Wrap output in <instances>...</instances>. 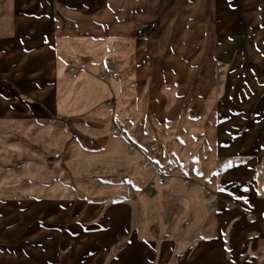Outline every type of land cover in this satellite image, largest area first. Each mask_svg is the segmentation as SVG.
Masks as SVG:
<instances>
[{
    "label": "crops",
    "instance_id": "0c3cea01",
    "mask_svg": "<svg viewBox=\"0 0 264 264\" xmlns=\"http://www.w3.org/2000/svg\"><path fill=\"white\" fill-rule=\"evenodd\" d=\"M175 2L195 98L160 46ZM260 56L264 0H0V238L39 264H264Z\"/></svg>",
    "mask_w": 264,
    "mask_h": 264
},
{
    "label": "rangeland",
    "instance_id": "374dc122",
    "mask_svg": "<svg viewBox=\"0 0 264 264\" xmlns=\"http://www.w3.org/2000/svg\"><path fill=\"white\" fill-rule=\"evenodd\" d=\"M182 6L183 5H180V3L175 2L174 7L170 10L169 16H172V18L175 21L173 24H171L169 26L170 28L165 32V35L163 36V40H162V43L160 46L174 50L173 52H175L176 54L173 55V57L170 60H168V62L166 64H170V65L167 67L171 68V70H173V71L175 69V71H174V73L176 74L175 77L179 78L182 75L185 77L187 75L189 76L190 82L192 85V88L190 89L189 94L192 98H195V95L197 93V89H194L195 87L193 85L196 84V82L199 80V74H200L199 66H198V64H199L198 56H196L193 59L194 62H192L193 64H196L197 66L195 67V69H192L189 72L183 70V68L185 67V66H183V63L187 62L188 58H191L193 56L192 55L193 52L194 51L196 52L197 51L196 49H198L199 41L197 39V33H198L199 23L196 21V20H198L197 13H195L196 15L194 14L195 18H196V19H194L195 20L194 22H192L193 21L192 20L190 23L189 22L186 24L182 23V20H184V18L182 17L183 11L185 12V14H187V12H186L187 10L182 9ZM192 11L190 12V15H191ZM145 21H155V20H154V18H148ZM142 22H144V21H142ZM135 27H137V26L134 25L131 27L130 34H129L130 39L128 40V43H130L131 47H132V45L134 46V48H132L133 51L136 47L138 48V46L140 44L138 39H137L138 37L135 35V29H136ZM182 32H185L187 34L185 36H183ZM143 39H146V38H143ZM208 43H209V45H210V43L212 44V42H209V41H208ZM207 57L209 60L210 56L207 55ZM234 57H224V60L226 59V61H224L223 63H225L226 65H224L222 67V70H221L222 72H220L219 76L217 77L220 80L219 82L222 83L221 85L223 88V89L221 88L219 90V93H218L219 97H221L222 96L221 94L224 93L225 84L227 81L228 74L230 72V66H231L230 63L234 59ZM159 58H155L153 63L154 64H160V67H162L161 66V64H163L162 61H166V60L162 56H160ZM258 59L260 60V63H259L260 67H261V65H263V67H264V64H263L264 57L260 56V57H258ZM160 60H162V61H160ZM254 60L255 59H253V57H252L253 62H254ZM255 68H256V66L254 63L251 74L253 77L255 75L256 78H258V82L260 81L263 84V85H261V83H260V86H261V89L263 90V94H264V71H257V70H255ZM239 70H242V71H240V74L242 75V77H244L246 79V76H247L246 71L247 70L244 67H240ZM152 71H151V73L150 72L146 73V75L149 74V77H147V78L152 79V77L154 75H156V73H154V70H152ZM159 72L160 73H158V76H162L165 74V72H162V71H159ZM171 72H170V74H171ZM212 74H214L213 71L207 72L208 76L209 75L212 76ZM178 78H174V79L178 80ZM251 80H252V78H251ZM255 84L257 85L256 80H255ZM191 106L193 109H195V105L192 102H191ZM216 106H218V105H216ZM197 110H198V105H196V111ZM225 205L231 206V202L229 200L225 199ZM0 235L5 236V237L7 235L8 236L12 235L11 236L12 239L17 240V243H18V241H19L18 238H19V236L22 235L21 226L16 225L13 229L4 231ZM6 238H3V240ZM3 240L1 237L0 238V245H1L0 246V264H39L37 261H39L40 259L37 256V250L36 249H31V251H32V252H30L31 257H27V256L24 257L23 255L25 253H23V252L27 249H21L20 247H12L13 249H10L7 247L8 242L3 241ZM18 254H20V255H18ZM7 255L14 256V257H16L18 255V256H22V257H20V258L17 257V258H15V260L13 262H10V261L6 260ZM18 259L21 260L22 263H19V262L17 263ZM23 259H24V261H23ZM41 264H43V263H41ZM46 264H50V263H46Z\"/></svg>",
    "mask_w": 264,
    "mask_h": 264
},
{
    "label": "built area",
    "instance_id": "2783aa9c",
    "mask_svg": "<svg viewBox=\"0 0 264 264\" xmlns=\"http://www.w3.org/2000/svg\"><path fill=\"white\" fill-rule=\"evenodd\" d=\"M156 31V23L155 21H144L140 23L135 29V35L138 38H149ZM54 158L59 157V153L53 154Z\"/></svg>",
    "mask_w": 264,
    "mask_h": 264
}]
</instances>
